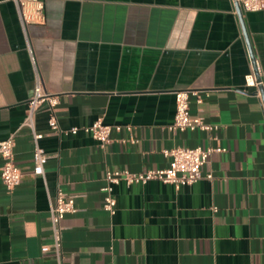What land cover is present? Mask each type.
<instances>
[{
    "label": "crops",
    "instance_id": "obj_1",
    "mask_svg": "<svg viewBox=\"0 0 264 264\" xmlns=\"http://www.w3.org/2000/svg\"><path fill=\"white\" fill-rule=\"evenodd\" d=\"M238 0H0V140L14 136L21 182L1 179L0 264H57L50 206L75 196L62 220L64 264H264V9L243 11L261 85L237 12ZM60 95L59 131L41 106L35 125L51 154L34 173L33 134L23 125L37 75ZM257 76V75H256ZM195 89L191 114L212 130H170L175 91ZM120 125L101 147L83 127ZM128 126L132 129L128 130ZM223 147L203 177L177 189L150 180L114 186L108 170L165 168L163 150ZM212 173L213 178L206 175Z\"/></svg>",
    "mask_w": 264,
    "mask_h": 264
},
{
    "label": "built area",
    "instance_id": "obj_2",
    "mask_svg": "<svg viewBox=\"0 0 264 264\" xmlns=\"http://www.w3.org/2000/svg\"><path fill=\"white\" fill-rule=\"evenodd\" d=\"M23 21H27L24 8L30 0H15ZM243 11L253 12L264 9V0H238ZM248 85H261L255 73L246 76ZM176 96V114L174 122L168 127L170 130H212L216 126L203 121L201 117L191 114L190 99L196 97L198 102L202 99L199 92L195 89H181L175 91ZM60 104V95L49 92L38 74L34 93L28 102L26 116L23 125L30 127L33 134L34 150V173L45 174L46 164L51 156L42 146L40 141L44 137L42 132L36 129L35 115L41 106L45 105L49 111L48 124L54 131H59V121L56 114V108ZM80 129L92 134L99 142L101 147H105L112 140L113 131L122 129L120 125L105 124L102 119L96 120L90 125L83 127L73 126L69 133L76 134ZM128 130L132 127L128 126ZM14 136L0 140V155L3 159L1 166V179L7 191H13L21 182V171L14 162ZM226 149L219 146H176L166 148L163 153L170 158L169 165L165 168L151 169L141 172H131L129 170H108L106 172V184L102 188L104 192V208L111 214L117 211V198L114 192V186L120 182H125L128 186L134 183H147L150 180H160L165 183L173 184L177 189L182 186L191 185L203 177L202 166L209 160L215 152H222ZM207 178H213V174L206 175ZM76 211L75 196L68 194L63 189H59L55 200L50 206V226L52 230L53 242L51 245H44L43 252L53 251L57 264H64L63 238H62V220L68 213Z\"/></svg>",
    "mask_w": 264,
    "mask_h": 264
},
{
    "label": "water",
    "instance_id": "obj_3",
    "mask_svg": "<svg viewBox=\"0 0 264 264\" xmlns=\"http://www.w3.org/2000/svg\"><path fill=\"white\" fill-rule=\"evenodd\" d=\"M237 12H238V15H239V18H240V21H241V25H242V28H243V32H244V35H245V38H246V41H247V44H248V48H249V51H250L251 59H252V62H253V66H254L257 78H258L259 81H261V77L259 76V72H258V69H257L256 58H255V55H254V52H253V48L251 46V42H250V39H249V34H248L247 27H246V24H245V20H244V17H243V11H242L241 6H240L239 3H237ZM261 92H262V98H263V102H264V87L263 86H261Z\"/></svg>",
    "mask_w": 264,
    "mask_h": 264
}]
</instances>
